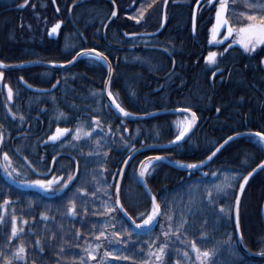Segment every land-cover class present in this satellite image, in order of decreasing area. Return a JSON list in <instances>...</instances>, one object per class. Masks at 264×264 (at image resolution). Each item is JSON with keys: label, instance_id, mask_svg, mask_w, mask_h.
<instances>
[{"label": "trees", "instance_id": "trees-1", "mask_svg": "<svg viewBox=\"0 0 264 264\" xmlns=\"http://www.w3.org/2000/svg\"><path fill=\"white\" fill-rule=\"evenodd\" d=\"M245 4L246 0H229V19L234 25L241 22ZM21 5L22 0H0V59L5 65L50 60L60 64L59 61L71 60L80 47L97 48L105 53L113 68L110 90L128 112L140 116L164 109L191 108L196 113L197 126L185 140L169 149L145 151L131 161L121 184L120 202L136 224L152 209L151 199L135 179L139 162L145 157L160 154L174 163H194L205 160L234 133L264 131V46L255 52L252 60L235 57L238 64L230 74L228 68L222 78L213 82L215 65L205 62L212 49L203 41L210 27L204 24L213 23L215 9L205 0L196 18L197 36L192 33L195 0H170L165 29L156 36L133 39L126 38L123 32L153 33L160 28L164 0H116L117 15L106 30L115 6L111 0H75V3L56 0L59 10L52 0H31L26 9H21ZM141 11L143 16L132 19ZM57 20L63 21L64 26L59 38L50 40L48 30ZM129 45L136 49L129 50ZM121 46L126 49L121 50ZM2 72L0 131L4 137L0 141V202L9 199L6 206L0 203V217H3L0 249L5 255L11 257L12 249L22 242L29 260L35 258L36 264L41 261L55 264L57 260L60 264H81L72 257H79L85 250L95 253L93 257H84L87 264L110 261L142 264L148 260L149 247L156 249L163 243L165 264L177 261L201 264L195 261L196 253L191 248V242L195 241L201 249L202 264H264V259H252L240 249L234 223L239 183L264 160V149L255 137L231 142L203 172L178 170L162 161L152 164L144 179L161 212L151 232L137 233L117 206L112 212H106L102 206L103 201L111 202L115 198L117 177L114 179L112 173L121 168L133 144L137 149L172 141L184 127L187 116L167 115L148 120L118 116L108 107L103 93L108 70L93 59H80L68 68L31 66ZM20 77L33 87L51 89L56 84L58 87L46 94L33 93L21 84ZM8 86L13 89L11 99ZM9 109L17 115L13 117ZM93 116L99 119L94 121ZM57 125L72 131L53 144L47 137ZM77 127L81 128L79 138L75 133ZM5 151L11 157L9 170H15L26 180L50 179L61 172L65 175L74 172V179L55 195L21 189L4 176L2 153ZM233 172L237 178L234 187L226 190V196L217 194L213 185L223 179L224 173ZM105 183L109 187L105 188ZM80 187L87 191L78 192ZM206 189H213L214 199L207 198ZM92 192L99 199L91 196ZM69 199L76 202L75 216L67 212ZM221 204L231 206V213L222 211ZM263 204L264 168L249 182L240 205L243 243L253 253H264ZM42 212L46 216H41ZM163 213L171 215V222ZM13 214L17 217V227H22L24 233L6 243ZM25 219L27 223H22ZM181 222L177 232L176 226ZM168 223H172L171 230L166 227ZM100 230L108 234L100 238L105 243L99 248L90 247L97 243L96 232ZM115 231H121V236L115 237ZM165 231L169 232L168 237L164 236ZM129 233L132 237L129 243L119 247L133 259L124 260L116 255L105 258V248L109 247L106 241H121ZM37 237L43 253L33 251ZM205 249L211 253L206 257L202 255ZM57 252H62L63 258ZM10 264L17 262L11 259Z\"/></svg>", "mask_w": 264, "mask_h": 264}, {"label": "snow or ice", "instance_id": "snow-or-ice-1", "mask_svg": "<svg viewBox=\"0 0 264 264\" xmlns=\"http://www.w3.org/2000/svg\"><path fill=\"white\" fill-rule=\"evenodd\" d=\"M112 4L115 5L116 0H111ZM197 6L200 5V0H195ZM23 4H27L28 0H22ZM73 3H75V0H73ZM205 3L213 5L214 9H215V23H213L211 25V39L217 41V43H219L222 40L227 39L228 37H232V43H239L240 45L243 46L244 50L246 51H253L258 44H264V0H246V4H245V9L241 12V17L242 20L241 22H239L238 24H233L230 20H229V0H205ZM164 4H167V0H164ZM143 7V5H142ZM233 8H234V4H233ZM57 10H59L57 8ZM117 13L115 10H113L111 12V16H115ZM125 15H128V13H125ZM140 16H143V12L141 11L139 13V16H133L132 19L138 20L140 18ZM111 18V17H109ZM193 19H194V14H193ZM61 24V21L57 20L55 24L52 25L51 29H50V34L51 33H56L59 26ZM221 28H225L226 31L224 32V34L222 36H219L218 39V34L220 32ZM193 30H195V25L193 24ZM127 35H136L135 33H127ZM226 51V49H225ZM81 55H86L89 56L91 59H94L96 61H104L107 62V56L105 55V53L103 51H99L97 48H85V47H80L79 51L76 52L75 55H73L71 57V60H62L59 61L60 64H69L72 61L76 60L77 57L81 56ZM216 57H217V52L215 51H210L206 57V59L210 62L215 64L216 63ZM47 63L49 64H56L58 63L55 60H50ZM5 61L0 59V65H4ZM109 72H111V67L109 65ZM213 76H215V72L212 73ZM0 77H3V72L0 71ZM21 80H23V77H20ZM25 84H27V81H25ZM53 87H55V85H53ZM12 93H13V89L11 88V86H8V97L9 99H11L12 97ZM107 95L109 97H112V103L115 104L116 109H118L121 113H123L125 116L128 115H134V113H129L127 109H125L124 107H121V105L119 103H116L115 97L113 96V93L111 90H107ZM187 111L192 112L191 108H188ZM217 111H219V109H217ZM9 112H11V109H9ZM11 115L13 117H15L17 115L16 112H11ZM196 117V113L192 112V121H189L187 126L183 127L179 133L177 135H175L173 137L172 141H169V143H174L176 141H180L184 136L185 133H187L189 131V128L191 127V123L194 122ZM20 118L21 121H23V114H20ZM99 117L98 116H93L92 120H98ZM94 127H98V125H94ZM89 131H91V129H89ZM68 132L67 128H61L59 125L56 126V129L54 132L51 133L50 136L47 137L48 140H52V141H56L59 140L60 137L64 134ZM81 132V128L77 127L75 129V133L77 134V138H79V133ZM88 133L85 132V135H87ZM233 135H239V133H234ZM255 136L258 137V143L261 145H264V131H256L255 132ZM4 137V133L2 131H0V141L3 140ZM228 139H232V137H228ZM125 144L129 143L128 141H124ZM132 149H135V144L132 145ZM217 151L219 150L218 148L216 149ZM17 151H19V149H17ZM3 158L5 163L2 165L3 168L5 169V174L7 176V179L13 182H17L15 180V177L12 176V173L8 171L10 164H11V157L9 156L8 152L5 151L2 153ZM212 155H215V152H212L211 155H209L207 157L208 160L211 159ZM129 159L131 158V151H129L128 153ZM25 160H27L28 158L25 156L24 157ZM55 156L52 157V160L55 161ZM129 159H124L122 161L123 165H128L129 163ZM162 159H166V157L160 155V154H156L152 157H145L144 160L139 162V172L138 175L135 176V179L138 182L144 183L145 187H147L146 184V180L144 179L145 176L148 174V165L145 164L144 161H148L149 164H152L154 161L158 162ZM29 163H31V161H29ZM182 164V166L188 168V169H192V168H196L198 166L204 165L205 161L201 160L198 162H194V163H187L185 164L184 162H179ZM261 165H264V160H261L259 164L256 165V168L261 167ZM101 168L104 167L103 164L100 165ZM256 168H253L251 171H249L246 175L243 176V180L239 183V190L242 192L244 190V184L248 181L249 177L252 176L253 172L256 171ZM124 173V168L121 167L118 172H114L112 173L113 178L115 179L117 176L122 177ZM74 172H67V174L65 175L64 172H61L59 176L53 174L51 176L50 179H35V180H26V181H19V183L27 185L29 187H40L42 189H50L53 186V182L54 181H60V183L57 185V187L59 189H63L65 187H67V185L69 184L70 181H73L74 179ZM101 176L103 175L102 173L100 174ZM213 175H216V173H213ZM236 176V173L233 172L231 173V175H229L228 173H224L223 174V179L220 181H217L214 185L213 188L215 189L217 194H225V196L227 195V189H230L232 187H234V185L231 183V181L233 180V178ZM61 177H64L63 180H61ZM96 187L99 188L100 187V182L97 181L96 183ZM104 187L107 188L109 187V185H107V183L104 184ZM87 189L80 187L78 189V192L83 193L86 192ZM150 191V190H149ZM207 193H208V199H214L212 196V191L213 189H206ZM119 192H120V184H119V180H117L116 184H115V192L113 193L114 195V200H112L111 202L109 201H103L102 206L106 209V212H112L113 209L116 206H119V209L121 210V212L124 214V216L126 217H130V214L128 213L127 209L124 207V205L120 202V197H119ZM91 196L97 197V199H99V197L97 196L96 192H92L90 193ZM105 195H107V193H105ZM81 200L83 201V197H81ZM151 200H152V209L150 212H148L143 219L140 220L139 224H136V228L133 229V231H135L136 229H138L141 225L145 226L146 228L150 226V224L153 222L154 217L157 216L158 213L161 212L160 209V204L157 202L156 200V196L152 195L151 196ZM239 200L240 197L239 195L235 196V203L237 206V212H238V205H239ZM2 205L6 206L9 203V199L5 198L2 202ZM167 204V201L165 202ZM83 206V205H82ZM93 207H95V203L93 202ZM220 208L222 211H224L226 214H230L232 211L231 206L226 207L224 204L220 205ZM84 212H87V208L84 207L83 208ZM67 212L70 213L72 216L76 215V202L74 199H69L67 202ZM106 214V213H104ZM164 215L167 216L168 221L171 222L172 217L171 215H168L167 213H163ZM41 216H46V213H40ZM3 220V217H0V221ZM133 224H135V220L132 221ZM22 223H27V220H23ZM239 223L238 221V215H237V224ZM10 224H11V229H10V233L8 234L7 238H6V243H10L14 237H18V234H23L24 233V229L18 228L17 227V217L16 215H12L10 218ZM183 222L177 224L176 226V231L179 232L180 228L182 227ZM108 223L107 221L105 222V227H108ZM169 230H171L172 228V223H168L166 226ZM124 231H128L127 228L124 229ZM91 234V233H90ZM121 231H115L114 232V236L115 237H120L121 236ZM79 235V233H77V236ZM107 233L104 230H100L98 232H96V236H97V243L94 245H91L90 247H94V248H99L101 246V244L105 243V241H101L100 238L101 237H107ZM164 236L168 237L169 236V232L165 231L164 232ZM131 234L129 233L127 236H125V238L121 241L118 242H114L112 240H107V244H108V248H105L104 251V257H111L113 255H116L118 258H122L124 260H131L133 259L132 256H128V255H124V251L120 249L119 245L120 244H128L129 241L131 240ZM242 238V236H241ZM36 248L33 249V251H38L39 253H43V247L40 244V240L37 237L36 238ZM109 248H111V250H109ZM165 248L166 245L165 244H160L158 248L153 249L151 247H149V260L152 259V257H155V264H165V262L163 261V257L165 256ZM191 248L195 250L196 253V260H201V249L197 246L195 241L191 242ZM210 251L205 249L202 253V255L204 257L210 255ZM56 255L61 256L63 258V254L62 252H57ZM95 255V253L91 250H85V252L83 254H81L79 257L73 256L72 259H79L81 261V264H87V261L85 260V256L88 257H93ZM188 252L184 251V256L188 257ZM0 256L3 257L2 260H0V264H10L11 259H15L17 264H36V259L32 258L31 260H29V254H28V250L26 249L24 243H19L18 245H16L13 249H12V255L11 257H9L8 255L4 254V250L0 249ZM41 264H43V261H41ZM55 264H60V260L55 261ZM109 264H114V262L110 261ZM142 264H148V260H144L142 261ZM176 264H179V261L176 262ZM202 264V261H201Z\"/></svg>", "mask_w": 264, "mask_h": 264}, {"label": "water", "instance_id": "water-1", "mask_svg": "<svg viewBox=\"0 0 264 264\" xmlns=\"http://www.w3.org/2000/svg\"><path fill=\"white\" fill-rule=\"evenodd\" d=\"M55 1V0H53ZM202 0H200V3H201ZM55 3V2H54ZM169 3V0H167V4L164 5L163 7V16H162V25H161V28L156 32V33H152V34H140V35H126L127 37L129 38H132V37H135V36H152V35H155V34H158L160 33L165 25H166V9H167V5ZM28 4V3H27ZM27 4L23 5L21 8H25L27 6ZM198 7L197 4L195 6V9H194V20H195V16H196V13H197V10H198ZM115 11L117 13V8L115 6ZM116 16V15H115ZM115 16H111L107 26L109 25V23L111 22V20L113 18H115ZM214 23H215V19H214ZM64 23L61 22L58 30L56 33H51L50 34V29H49V32H48V36L50 39H58V37L60 36V32H61V28L63 27ZM226 31L225 28H221L220 29V32L218 34V38L219 36L222 35V33ZM231 37H228L227 39L223 40V42H228L230 40ZM235 45H238V44H235ZM80 58L77 57L76 60L72 61L71 63H69L68 65H66L67 67L68 66H72L78 59ZM107 64H108V68H109V62L107 60ZM33 65H37V66H42V67H48V68H55L54 65H50L48 63H45V62H35V63H29V62H26V63H20V64H15V65H10V66H1L0 65V69L2 70H19V69H22V68H26V67H30V66H33ZM263 66H264V60H263ZM111 67V65H110ZM112 75H113V70H112V67H111V72L108 73V76H107V79L105 81V85H104V95H105V98H106V101H107V104L116 112L117 115L125 118V119H137V120H147V119H151V118H154V117H159V116H164V115H174V114H181V113H186V114H189L191 116V121H192V112H189L187 111V109H170V110H160V111H156V112H153V113H149V114H145V115H142V116H131V115H128V116H125L123 113H121L118 109H116L115 107V104L112 103V97H109L107 95V90H109V84H110V80L112 78ZM2 79V78H1ZM20 82L21 84L26 88L28 89L29 91L31 92H34V93H46V92H50V91H53L55 87L51 88L50 90H45V89H38V88H35V87H32L30 86L29 84H25V80H21L20 79ZM195 120L194 122L191 123V127L187 133L186 136H188L195 128ZM68 129V132L64 133L59 140H62L65 138V136L67 134H69L71 132V128H67ZM246 136H255V132H245V133H239V135H233L231 136L232 139H227L224 143H222L219 147H218V151L215 150V155H212L211 159L208 160L206 159L205 160V163L204 165H201L199 167H196V168H192V169H188L184 166H180L178 164H175L173 162H171L170 160L168 159H162L160 161L166 163L167 165L171 166L172 168H175V169H178V170H183V171H192V170H195V169H203L205 168L210 162H212L216 156L224 149V147H226L229 143H231L232 141L236 140V139H239V138H243V137H246ZM58 140L56 141H52L50 140V142L52 143H56ZM176 143H171V144H166V145H148V146H144V147H141L139 149H136V150H132V153H131V158L129 159V156L127 159H129V163L128 165H122V167L124 168V173H123V176L122 177H119L118 180H119V184H120V187H121V183H122V180L124 178V175L127 171V168L129 166V164L131 163V161L137 156L139 155L140 153L142 152H145V151H148V150H152V149H169L171 147H173ZM145 164L148 163V161H144ZM264 168V165H261V167L259 168H256V171L253 172L252 176L249 177L248 181L244 184V190L241 192L240 190H238V193L237 195H239L240 197V200H239V205H238V212H237V206H236V203H235V208H234V223H235V227H236V231H237V237H238V243H239V247L240 249L250 258L252 259H264V253H253L249 250H247V248L245 247L244 243H243V239L241 238L242 234H241V228H240V205H241V200H242V197L244 195V192L249 184V182L251 181V179L257 175L262 169ZM138 172H139V168H138ZM138 174V173H137ZM141 186L143 187L144 191L146 192V194L149 196V198L151 199V196L154 195L153 192L147 187H145L144 183H141ZM150 190V191H149ZM119 197H120V192H119ZM157 200V198H156ZM152 201V200H151ZM117 208L119 209V206H117ZM120 213L124 216V214L121 212V210L119 209ZM159 215L160 213L157 214L156 217H154V220L153 222L150 224L149 227H145L144 229H141V228H138L135 230V232L137 233H141V234H145V233H149L151 232L155 226L157 225L158 223V219H159ZM237 215H238V221L239 223L237 224ZM133 226V229L136 228V223L133 224V218H129V217H126L124 216ZM262 219H263V224H264V204H263V207H262Z\"/></svg>", "mask_w": 264, "mask_h": 264}, {"label": "flooded vegetation", "instance_id": "flooded-vegetation-1", "mask_svg": "<svg viewBox=\"0 0 264 264\" xmlns=\"http://www.w3.org/2000/svg\"><path fill=\"white\" fill-rule=\"evenodd\" d=\"M30 2H31V0H28V4L24 9H26L29 6ZM52 2L56 6V9H57L56 0L55 1L52 0ZM21 9H23V8H21ZM212 24L207 23V21L205 22L204 26L209 25L210 27H209V29H207L206 39L203 42L206 43V45H205L206 47H210L212 49L211 51L217 52L215 64L210 63L207 59H205V62L207 64L215 65V68H216V70L214 71L215 76L212 75V77H211V80L214 82L215 80L222 78V76L224 74H226V70L228 68H229L227 71L228 75L230 74L232 67L238 64V62L235 60V57L239 56L241 59H248V58L250 59L251 58V60H252L253 56L255 55V52L258 49L251 53V52H247L246 50H244V48L241 46L240 47L236 46V45L231 46L233 44L232 43V37L230 38V40L228 42H223V40H222L219 43H217V41L211 39V25ZM105 30H106V28H105ZM192 30H193V28H192ZM224 32L222 33V35L224 34ZM192 33L195 36H197L196 24H195V30H193ZM123 34H124V32H123ZM105 36H106V32L104 33V37ZM124 36H125V34H124ZM125 37L127 38V36H125ZM128 48H129V50H135L136 49L134 45H129ZM120 49L125 50L126 47L121 46ZM225 49H226V51H225ZM263 60H264V58H263ZM263 60H262V66H263ZM103 93H104V86H103ZM218 114H219V111H217V115Z\"/></svg>", "mask_w": 264, "mask_h": 264}, {"label": "rangeland", "instance_id": "rangeland-1", "mask_svg": "<svg viewBox=\"0 0 264 264\" xmlns=\"http://www.w3.org/2000/svg\"><path fill=\"white\" fill-rule=\"evenodd\" d=\"M237 44H239V43H237ZM262 46H264V44H258L257 47H256L253 51H247V52H251V53H252V52L256 51L257 49H259V48L262 47ZM188 122H189V119L185 118V120H184V123H186L185 126H187ZM3 161H4V159H3ZM1 162H2V161H1ZM3 164H4V162L2 163V165H3ZM2 167H3V166H2ZM8 171L12 173V176L15 177V180H16L17 182H13V181L8 180V179H7V176H6V174H5V169L3 168V173H4V176L6 177V179H7L10 183H12L13 185H15V186H17V187H19V188H21V189H26V190H30V189H32V190H36V191H39V192L44 193V194H47V195H55V194H59V193L63 192L64 189L66 188V187H65V188H63V189L61 190V189H59V188L57 187V185L60 183V181H54V182H53V186H52V188H50V189H42V188H40V187H29V186H27V185H24V184L19 183V181H26V179H25V178H22V177H19L18 174H17V172H16L15 170H11V169L9 170V169H8ZM236 180H237V178H236V176H235V177L233 178V180L231 181V183L233 184ZM195 261L198 262V263H201V260H196V258H195ZM148 264H155V257H154V256L152 257L151 260H149V258H148ZM189 264H194V262H193V261H190Z\"/></svg>", "mask_w": 264, "mask_h": 264}, {"label": "bare ground", "instance_id": "bare-ground-1", "mask_svg": "<svg viewBox=\"0 0 264 264\" xmlns=\"http://www.w3.org/2000/svg\"><path fill=\"white\" fill-rule=\"evenodd\" d=\"M89 57V56H87ZM103 63H105L104 61H102ZM20 70V69H19ZM4 72H7V71H16V70H3ZM117 103V102H116ZM148 167L150 166L149 162L147 163Z\"/></svg>", "mask_w": 264, "mask_h": 264}]
</instances>
